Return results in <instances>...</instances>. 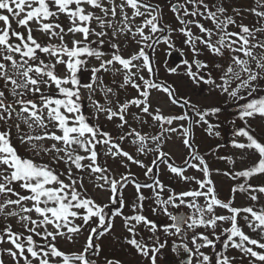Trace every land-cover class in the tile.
I'll list each match as a JSON object with an SVG mask.
<instances>
[{
	"label": "snow or ice",
	"instance_id": "1",
	"mask_svg": "<svg viewBox=\"0 0 264 264\" xmlns=\"http://www.w3.org/2000/svg\"><path fill=\"white\" fill-rule=\"evenodd\" d=\"M255 3L237 8L230 0H0V264H98L102 249L95 238L110 234L117 218L129 234L125 243L147 264H157L167 247L176 264H235L229 249L248 264H264V137L248 124L264 120V0ZM165 7L175 27L164 23ZM249 14L255 22L245 24ZM173 34L182 37L188 56L175 66L165 61V72L244 101L236 114L244 124L233 136L245 142L231 143L249 150L248 166L223 173L244 178L227 200L219 198L213 169L192 142V127L207 124L221 108L202 109L158 79L157 46L165 44L169 55L177 51ZM153 93L166 95L181 112L154 107ZM174 135L187 149L181 164L164 151ZM125 142L139 155L125 150ZM150 154L146 164L140 156ZM109 159L119 167L109 168ZM132 164L151 182L135 178ZM161 165L172 179L194 187L171 188L160 178ZM188 168L199 175L186 174ZM86 177L107 193V203L89 194ZM129 183L135 200L126 204ZM142 189L153 192V216L162 213L167 220L143 213ZM237 193L251 203L234 206ZM81 237L80 251L60 247ZM104 264L122 261L105 257Z\"/></svg>",
	"mask_w": 264,
	"mask_h": 264
},
{
	"label": "rangeland",
	"instance_id": "2",
	"mask_svg": "<svg viewBox=\"0 0 264 264\" xmlns=\"http://www.w3.org/2000/svg\"><path fill=\"white\" fill-rule=\"evenodd\" d=\"M155 2H161L162 0H154ZM242 4L245 3L246 8H251L249 2H245V0H240ZM154 2V3H155ZM239 2V0H236L235 3ZM233 3V1H232ZM230 2V4H232ZM234 4V3H233ZM254 5V3H253ZM252 5V7H253ZM163 6V5H162ZM233 7V5H231ZM236 6V4H235ZM239 6V5H238ZM250 17V18H248ZM164 23L165 24H172L173 27L176 26V22L174 19V15L168 10L167 7L164 8V15H163ZM245 24H251L255 22V17L252 15H247L245 17L244 21ZM20 30V29H19ZM194 32H196V29H193ZM39 39H46L45 37H42L40 33H34ZM173 41L175 42V48L177 51L180 49H183L184 56H188V51L186 48H183V45L181 44V39L177 34H173L172 36ZM169 49L168 47L161 43L160 45L157 46L156 50V56L155 59L158 62V66L160 67V72L158 74V79L161 81H166L169 85H172L178 96L184 97L187 99H190L191 102L195 105H198L200 108H209L212 106H227V105H232L235 103L234 101L225 98H222L218 96L215 92H210L209 90V85L206 84H195L193 83L186 75H174V74H169L163 70V64L166 61L169 66H175L176 64L172 62V60L169 57ZM190 58V57H189ZM195 70V69H193ZM184 69L181 68L180 72L183 73ZM107 82V79H106ZM134 93H129V95H132ZM100 99L101 103H103V98L102 97H97ZM153 98H154V103L153 106H161L163 111L168 114H178L181 112V108L178 106H172L168 102V98L166 95L163 93H153ZM85 105L88 104V101H84ZM135 111V109H133ZM86 114H91V109H87ZM213 116H210L208 119L207 124H199V125H194L193 130H194V137L192 138L194 145L197 147L198 151L200 153H203L202 156H206L208 152H210V155L216 154L214 159L210 160L209 165L210 168L213 169V181L215 183V186L217 187V190L220 192V197L222 200H227L230 197L231 189L229 188L232 183H234L233 180L230 176L224 175L223 169L222 168H229L232 167V170L235 169L236 171H240L243 168L248 166V156H249V150H241L238 148H235L232 146L231 141L233 139H236L237 141L240 142H245V139L243 137H234L233 136V129L234 128H226V129H220L218 127L214 128L211 132L208 130V125H218V123H214V118L212 119ZM223 118L224 115H222ZM209 121H212V123H209ZM251 125L255 128L256 132H259L260 137H264V124L261 121L260 118H257L255 120H252ZM135 126V125H134ZM184 126L188 127V123L184 122ZM105 127L108 130L111 131H118L115 129L114 124H105ZM144 131H152V129L149 128H144ZM215 132H219L220 135L217 136L215 135ZM170 143L167 144V146L164 148V151L170 152L172 159L176 164H181L182 161L185 159L187 156V149L184 148L182 145L181 137L179 135H174L171 137ZM125 150L132 152L134 155H139L135 153L134 147L131 145H128L127 142L124 144ZM235 157H239L240 159H235ZM221 157H228L231 159H221ZM141 159L144 160V162L147 164L150 162V160L153 158L152 155L150 154L149 156H140ZM208 159V157H205ZM231 160H235L236 163L233 164L231 163ZM211 163V164H210ZM108 167L112 169H116L119 167V161L113 163L110 159L108 160ZM215 169H219L220 172L217 173ZM129 170L131 173L134 175L135 178L139 179L140 181H147L148 178L144 175V169L140 168L137 165H130ZM120 172H124L125 169L119 168ZM231 171V170H230ZM229 171V172H230ZM160 173H161V179L164 180L163 182L169 185L171 188L175 189L176 191L180 190H187L191 187H194V185H189L185 184L181 181H178L176 179L171 178V174L167 172V170L164 168L163 165H161L160 168ZM119 173H117L118 175ZM186 174H196L199 175L198 172H195L194 169L188 168ZM239 178L238 180H240ZM243 180V179H242ZM255 181V180H253ZM85 186L89 189V194L97 197L99 201H102L104 203H107V193H100L96 189H94L90 183H88L87 177L85 178ZM135 188L131 183L127 186L124 195H125V200L126 204L128 201H134L135 200ZM144 196L147 198L144 200V208H143V213L150 218L153 219H159V220H167V217L163 215L162 213L159 214L158 216H153L152 209L157 207L155 203V198L153 196V192H147L145 191ZM167 191L165 193H162V196L164 198L167 197ZM203 201L201 200V203ZM251 202L245 198V196H236L234 206L236 207H245L248 206ZM184 211L190 212L191 210L188 209H182ZM169 211H174L171 207L169 208ZM218 211H221L218 209ZM125 214H130L131 210L129 207H125L124 209ZM223 214H226L224 212ZM86 235V233H85ZM144 235L145 239H147V234L142 233ZM129 234L124 230L122 227V222L120 218H117L115 221V227L112 230L110 234H106L103 237L100 238L98 241L99 237L95 238L96 243H98L102 249L100 253V259L98 261V264H104V258H115L118 260L122 261V264H147V261L143 260L136 252L135 249L132 248L130 245L125 243V237H128ZM130 238V237H129ZM139 239V237H137ZM165 237L161 235V241H163ZM172 239L169 238V245L172 244ZM223 239V237H222ZM177 243H179V239L176 240ZM84 243V238L81 237L79 242L76 245H73L68 242H61L60 247L68 252H77L81 250V245ZM219 244L220 242L217 241ZM209 254L213 250L208 249L206 250ZM236 257L235 264H248V261L246 259L241 260L240 259V254L238 250L233 252V255ZM171 260H176L177 261V256L176 254L171 250V247H167L163 250L162 255H158V260L157 264H167L170 263Z\"/></svg>",
	"mask_w": 264,
	"mask_h": 264
},
{
	"label": "trees",
	"instance_id": "3",
	"mask_svg": "<svg viewBox=\"0 0 264 264\" xmlns=\"http://www.w3.org/2000/svg\"><path fill=\"white\" fill-rule=\"evenodd\" d=\"M61 22L63 23V24H67V21H66V19L64 18V17H61ZM13 27H16V25L15 24H13ZM21 31H23V29H20ZM155 56H156V53H155ZM244 101H240L239 103H243ZM239 103H237V102H235V103H233L232 104V106H222V107H220L221 108V112L219 113V114H217V115H212L213 117H212V119L214 120V123H218L221 127H222V125H224V124H226L224 127H223V129H226V128H228V126H227V124H229V126H233V125H235V127H237V126H242L243 124H244V122L242 121V123L240 122V120L237 118V113H238V111H239ZM222 115H224V117L225 118H223L222 117ZM257 118H259V117H257ZM257 118H255V119H257ZM255 119H252V120H255ZM252 120H249L248 121V124H250L251 123V121ZM233 121H235V124H233ZM262 122H263V124H264V120H261ZM228 122V123H227ZM209 123H212V121H209ZM251 126V128L253 129V131H254V133L257 135V137H260V134H259V132H256V130H255V128L252 126V125H250ZM193 128V127H192ZM194 137V130L192 129V138ZM192 142H193V140H192ZM194 143V142H193ZM199 152V151H198ZM202 154L203 153H200L199 152V155H201L202 156ZM204 155V154H203ZM204 157V156H203ZM212 157V156H211ZM211 157L209 158L210 160H211ZM235 159H240L239 157H235V156H233ZM204 159L209 163L210 162V160L209 159H206L205 157H204ZM196 161H193V163H195ZM211 164V163H210ZM232 168V167H231ZM231 169H227L226 170V172H228V171H230ZM160 176H161V173H160ZM242 179H244V178H241L240 180H235L234 181V183H232V187L235 185V184H238V183H242L243 182V180ZM150 181V180H149ZM151 182V181H150ZM257 182V181H256ZM256 182H253V183H256ZM216 190H217V187H216ZM142 191H143V193H144V190L142 189ZM146 191H148V190H146ZM217 193H218V195H219V197H220V192H219V190H217ZM229 195H231V193L229 194ZM238 195H240V196H243V195H241V194H239V193H237V195L236 196H238ZM242 207V206H241ZM246 207V206H245ZM245 231L246 232H248L249 230L247 229V228H245ZM249 234H251V233H249ZM218 244V243H217ZM218 250H220V251H222L223 249H222V246H220V243L218 244ZM234 251H236V250H234V249H229V251H228V254L230 255V256H232L233 255V252ZM247 260V259H246ZM248 261V260H247ZM240 264H244V263H240Z\"/></svg>",
	"mask_w": 264,
	"mask_h": 264
},
{
	"label": "flooded vegetation",
	"instance_id": "4",
	"mask_svg": "<svg viewBox=\"0 0 264 264\" xmlns=\"http://www.w3.org/2000/svg\"><path fill=\"white\" fill-rule=\"evenodd\" d=\"M232 1H233V3H232ZM247 0H245V2H246ZM252 0H248V2H249V4L250 5H253V2H251ZM230 2L232 3L231 5H233V7H237V8H246L245 7V3L244 4H242L241 3V1L239 0V2H237V3H235L236 2V0H230ZM235 4H236V6H235ZM239 5V6H238ZM167 264H176V260H171V262L170 263H167Z\"/></svg>",
	"mask_w": 264,
	"mask_h": 264
},
{
	"label": "water",
	"instance_id": "5",
	"mask_svg": "<svg viewBox=\"0 0 264 264\" xmlns=\"http://www.w3.org/2000/svg\"><path fill=\"white\" fill-rule=\"evenodd\" d=\"M170 56L176 61H180L182 58L181 53L178 52H172Z\"/></svg>",
	"mask_w": 264,
	"mask_h": 264
}]
</instances>
